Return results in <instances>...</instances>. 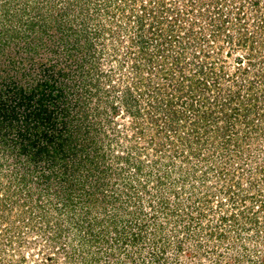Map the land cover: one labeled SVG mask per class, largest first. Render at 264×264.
<instances>
[{
  "label": "rangeland",
  "instance_id": "obj_1",
  "mask_svg": "<svg viewBox=\"0 0 264 264\" xmlns=\"http://www.w3.org/2000/svg\"><path fill=\"white\" fill-rule=\"evenodd\" d=\"M46 83L66 151L1 128L0 264H264V0H0V107Z\"/></svg>",
  "mask_w": 264,
  "mask_h": 264
},
{
  "label": "trees",
  "instance_id": "obj_2",
  "mask_svg": "<svg viewBox=\"0 0 264 264\" xmlns=\"http://www.w3.org/2000/svg\"><path fill=\"white\" fill-rule=\"evenodd\" d=\"M46 84L50 89H39L32 94L19 89L20 100L16 105L0 107V114H3L0 118V132L3 126L12 128L16 132L18 138L16 142L20 144L21 151L29 154V157L47 156L52 163H55L66 151L64 144H67L65 141L69 136L65 137L54 130L56 126L54 100L56 99L58 103L63 96L59 94L55 98L54 93H57L52 89L54 84Z\"/></svg>",
  "mask_w": 264,
  "mask_h": 264
}]
</instances>
